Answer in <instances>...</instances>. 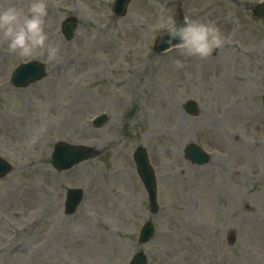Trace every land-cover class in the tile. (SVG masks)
Returning a JSON list of instances; mask_svg holds the SVG:
<instances>
[{
    "label": "rangeland",
    "instance_id": "rangeland-1",
    "mask_svg": "<svg viewBox=\"0 0 264 264\" xmlns=\"http://www.w3.org/2000/svg\"><path fill=\"white\" fill-rule=\"evenodd\" d=\"M258 1L134 0L119 18L112 0H46L56 60L0 42V157L12 166L0 179V264H128L136 254L147 264H264V19L251 14ZM10 2L21 0L0 5ZM161 8L214 20L225 45L205 59L157 54ZM70 17L77 26L67 41L61 24ZM30 60L45 65V78L15 88L13 70ZM58 142L94 155L55 170ZM190 144L209 154L205 164L186 159ZM139 146L155 174V215L133 160ZM68 190L83 192L72 215ZM149 220L155 235L139 244Z\"/></svg>",
    "mask_w": 264,
    "mask_h": 264
},
{
    "label": "clouds",
    "instance_id": "clouds-1",
    "mask_svg": "<svg viewBox=\"0 0 264 264\" xmlns=\"http://www.w3.org/2000/svg\"><path fill=\"white\" fill-rule=\"evenodd\" d=\"M48 4L46 0H21L0 5V42L21 56L35 52L46 54L49 61L57 59L59 45L49 40L45 31ZM155 43L163 49H175L179 56L208 58L225 45L227 37L214 20L177 19L161 8L154 26ZM176 68L183 67L179 58H173Z\"/></svg>",
    "mask_w": 264,
    "mask_h": 264
},
{
    "label": "water",
    "instance_id": "water-1",
    "mask_svg": "<svg viewBox=\"0 0 264 264\" xmlns=\"http://www.w3.org/2000/svg\"><path fill=\"white\" fill-rule=\"evenodd\" d=\"M131 0H116L113 6V12L117 16H123L126 12L127 4ZM254 14L257 16H264V4L259 5L255 8ZM180 19V18H177ZM76 27L74 19H68L63 24V33L67 39L73 36V30ZM156 51H164L162 45L156 44ZM45 76L44 66L38 62H29L18 66L11 78V81L16 87H26L27 85L41 80ZM264 103V94H263ZM186 109L189 113L193 114L196 112L195 103L190 101L186 105ZM105 120L104 115L96 117L93 121L95 126H100ZM93 155V151L90 148L84 146H71L63 142H59L55 145L52 153V164L58 170L69 169L75 164L89 159ZM187 158L194 164L203 165L209 159L206 154H204L195 145H190L186 152ZM134 161L137 167V173L144 185L147 192L148 201L150 205L151 212L157 210L156 206V185L154 172L148 162L146 152L143 148L139 147L135 151ZM11 167L4 161L0 159V178H3L9 171ZM81 191L80 190H69L66 198V213L71 214L74 212L76 206L81 201ZM153 233V227L150 223L144 224L139 235V244L146 243ZM129 264H145V258L142 254H136L133 256Z\"/></svg>",
    "mask_w": 264,
    "mask_h": 264
},
{
    "label": "bare ground",
    "instance_id": "bare-ground-1",
    "mask_svg": "<svg viewBox=\"0 0 264 264\" xmlns=\"http://www.w3.org/2000/svg\"><path fill=\"white\" fill-rule=\"evenodd\" d=\"M244 54H245V53H244ZM243 68H244L245 70L242 69V73H241V74H242V76L244 77V80H246L245 75H247V67H246L245 64H244ZM236 83H237V82L235 81V84H236ZM235 105H236V102H233L232 105H231V107H233V108L231 109L232 112H235V111H236V110H235V109H236V106H235Z\"/></svg>",
    "mask_w": 264,
    "mask_h": 264
},
{
    "label": "flooded vegetation",
    "instance_id": "flooded-vegetation-1",
    "mask_svg": "<svg viewBox=\"0 0 264 264\" xmlns=\"http://www.w3.org/2000/svg\"><path fill=\"white\" fill-rule=\"evenodd\" d=\"M113 1V0H112ZM236 1H238V2H242V0H236Z\"/></svg>",
    "mask_w": 264,
    "mask_h": 264
}]
</instances>
